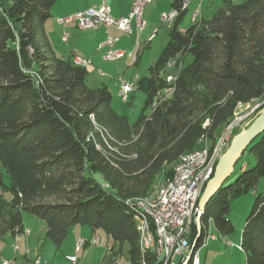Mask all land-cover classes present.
<instances>
[{
    "label": "trees",
    "instance_id": "16d2710c",
    "mask_svg": "<svg viewBox=\"0 0 264 264\" xmlns=\"http://www.w3.org/2000/svg\"><path fill=\"white\" fill-rule=\"evenodd\" d=\"M55 3L0 0V239L24 232L27 211L46 222L58 247L71 227L87 225L128 242L130 264H184L141 248L136 201L203 141L213 148L240 104L264 99V0H226L185 30V0H172L169 40L151 77L137 83L146 106L155 104L133 124L114 109L108 86H89L88 65L57 54L45 28ZM189 55L169 82L168 69ZM248 150L255 164L209 201L200 235L193 225V253L211 223L223 237L233 231L231 202L264 177V132ZM240 246L247 264H264V193L256 194Z\"/></svg>",
    "mask_w": 264,
    "mask_h": 264
},
{
    "label": "rangeland",
    "instance_id": "374dc122",
    "mask_svg": "<svg viewBox=\"0 0 264 264\" xmlns=\"http://www.w3.org/2000/svg\"><path fill=\"white\" fill-rule=\"evenodd\" d=\"M233 1L235 3H241L244 0ZM225 3L226 0H209V2H206L203 6L206 19L213 17L216 11ZM61 4L62 2L59 0L55 8H58L61 6ZM162 10L164 11L162 12ZM192 10L193 7L186 14L184 20L180 24V27L186 29L189 27V25H191L190 16ZM169 12L170 7L168 0H154L149 7L146 9L144 8L143 13L145 19L143 20H146L148 24L145 32L141 35L144 30L143 29L139 36H134L133 40L129 44L130 51H128V53H132V58L129 56V54H127L125 56L126 58L123 57L125 59L120 58L122 60L110 61L107 59H102L100 55H96L93 65L86 64L88 65L86 67L90 72L88 77L89 86H108L113 96L112 105L114 109L119 114L125 115L132 124L138 120L143 111L146 114H150L155 104L153 103V105L146 106L147 95L140 87V84L134 83V78L138 76L139 79L146 80L151 77V69L155 65L163 48L169 40V29L174 22H166L162 20V15L169 14ZM64 16L66 15L58 16L57 21L67 25L65 22L59 21V18ZM72 35L73 37H78L76 32ZM150 40L152 41L150 42ZM57 41H59L61 44H64L61 40ZM146 44L149 45H147L148 47L142 53V50ZM138 51L140 52L137 56ZM134 57L135 61L133 59ZM191 60L192 56H187L184 62L176 65V68H169L168 75L177 74L178 71L184 65H188ZM101 71L105 72V74H102ZM120 77L126 80V84L128 86L133 85L132 91H130L128 94V101H124L120 94L122 88V80ZM166 94L169 96L170 92L168 91ZM263 107L264 99L239 105L234 120L227 127H225L215 146L212 148L209 144L212 152L210 153L211 158L214 156L216 157L215 166L222 153L228 148L225 141H222L226 133H228V136H231L232 139L236 132L239 129L241 130L242 127H244V125ZM231 124H233V126L230 127ZM206 141L208 140L203 141V145L206 143ZM255 162V156L250 153L249 150H247L235 167V176H232V181H234L237 175L240 173L242 166L245 167L248 165L251 167L255 164ZM165 179L166 178L163 172H161L155 181L154 191L148 197L155 195L157 185L163 183ZM5 181L9 185L8 177H5ZM4 193L8 199L12 197L11 191L4 190ZM258 193H264V177L259 180L255 189L249 190L231 202L228 217L231 219L234 229L227 236L223 237L217 231L213 223H211V229L217 235V239L209 240L208 244L201 248V264H247L245 252L240 246L242 239V229L254 205L256 194ZM23 216H27L26 218L28 225L36 232L37 237L35 239L37 241L39 238L42 240V244H40V246H42L40 257L43 264H103L104 261V264L131 263L129 243L126 242L120 246L103 229H99L97 234H93L92 232L89 234L85 232L80 234L81 228L87 225H78L79 227L77 229L71 227L72 229L70 228L71 230L68 234V237L63 242L62 247L58 249L57 245L46 236V232H44V229L42 228V225L46 224L43 219L34 217L35 215H32L27 211L23 212ZM98 236L99 241L97 240ZM82 237L85 238L84 244H82L83 246L81 245L80 248L77 249L76 247L78 244V239L81 240ZM86 242H88V245H86ZM109 254L112 255L109 256ZM177 258L178 257H176V259ZM34 260L36 261V259Z\"/></svg>",
    "mask_w": 264,
    "mask_h": 264
},
{
    "label": "crops",
    "instance_id": "0c3cea01",
    "mask_svg": "<svg viewBox=\"0 0 264 264\" xmlns=\"http://www.w3.org/2000/svg\"><path fill=\"white\" fill-rule=\"evenodd\" d=\"M58 1L59 0H56V3L52 8V16L46 21L45 28H46V32L53 46L55 47L57 51V54L60 57L67 59L71 56L72 57L76 56V57H80L84 59H90L91 62L89 63V65H93L94 59H96V55H100L102 59H105L104 54L106 52V47H100L99 45L109 35L112 37H118V41L115 44L116 48L124 49L125 56L129 54V56L132 58V53H128V51H130L129 44L133 40L134 36H137V35L139 36V34L142 32V31L141 32L139 31L136 21H132V27H133L132 34L125 33L122 30L118 29L116 26H110L108 30L105 27H100L98 29H81L77 25L75 20L66 23L67 25H64L57 21L58 16L74 14L78 10H82L89 6L100 4L101 0H61L62 2L61 6H59L58 8H55ZM133 1L134 0H107V3L110 7L112 15L116 17H120V16L128 15V13L131 10ZM153 1L154 0H152L149 4H147L145 9L149 7L153 3ZM168 1H169V7L171 10L172 0H168ZM185 2H187L186 14L193 7V10L190 16L191 24L194 23V13L197 10H199L200 14L198 15L196 21L206 19L205 12L203 11V6L206 2H209V0H199V2L198 0H185ZM163 11L164 10H162V12ZM143 19H145L144 13H143ZM145 23H146V26L143 32L141 33V35L146 30V27L148 24L146 20H145ZM180 28L182 30H185L182 27ZM75 32L78 34V37H73L72 34H74ZM141 35H140V39H141ZM57 40H61L64 44H61ZM151 41L152 40H150V42ZM147 45L149 44H146L144 46L142 53L148 47ZM125 58L122 57V59H125ZM122 59H118V60H122ZM101 73L105 74V72H102V71ZM121 78L122 77H120V79ZM26 217L27 216H24V226H25V229L30 230V234H26L25 232L17 233V234L7 233L0 239V264H4V260H8L9 261L8 264H34L35 262L34 259L36 260L41 259L40 254H41L42 246H40V244H42V240L40 238L38 241L35 239L37 237V234L28 225ZM78 225H75L72 228L77 229L79 227ZM42 228L44 229V232L47 231L46 224H43ZM71 229H69V232ZM98 231L99 229L94 231L88 226H83V228H81L80 234L83 232L88 233V234L91 232L93 234H97ZM84 239L85 238L82 237L81 240H84ZM79 241L80 240L78 239V242ZM16 245H18L17 248H16ZM62 245L60 247L57 246L58 249H60ZM86 245H88V242H86ZM110 255L112 254H109V256ZM41 264H43L42 259H41Z\"/></svg>",
    "mask_w": 264,
    "mask_h": 264
},
{
    "label": "bare ground",
    "instance_id": "6f19581e",
    "mask_svg": "<svg viewBox=\"0 0 264 264\" xmlns=\"http://www.w3.org/2000/svg\"><path fill=\"white\" fill-rule=\"evenodd\" d=\"M150 2L151 0H144L141 3V12L139 18L127 17V24L129 25L130 34H132L133 31L132 21H136L137 27L140 32L143 30L146 24L145 21L143 20V11L144 8L147 6V4H149ZM184 6L185 8L187 7V2L184 3ZM197 16L198 14H196V19ZM139 52L140 51H138L137 56ZM124 56H125V51L123 52V54L120 55V58ZM75 63L78 65H83V64L86 65L89 64L90 62L78 61ZM166 79L169 82H172L173 75H167ZM132 89H133V85L128 86L126 84V87H124V97H128V94L130 91H132ZM202 151L204 152L202 158L198 160H190L193 159L196 156V154L202 153ZM210 153H212L211 147L209 146V143L206 142L203 148L185 154L182 157L181 161L174 167L173 175L171 177H167L163 183L157 185L156 193L154 196L138 199L136 201V205L139 210V213L137 214V221H138L137 227L140 236V245L143 250H153L157 252L158 256L164 258L166 262L174 261L176 259L177 256L174 253H171L172 251L171 234L167 232L165 229V225L163 223V217L161 214H159V212H153V211L161 210L167 202H170L171 197L176 196V192H180L182 186L187 184V181L191 174H193V177L195 178H204V176H213L215 170L216 157L214 156L211 158ZM176 172H178V174H176ZM199 200L200 197H190V200L188 202V210L197 211ZM197 216L198 215H192L190 217V237L192 236L193 225L195 223L197 225ZM197 228H198V235H200L201 228H199L198 226ZM24 232L26 234H29L30 230L25 229ZM210 236L214 240L217 239V235L211 229V224L206 229V236L204 238L203 243L197 248L195 253H192L190 257V259H192L191 264H197L199 259H201L200 250L203 246H206L208 244ZM82 244H84V240H80L78 242L77 249H79ZM16 247H18V245H16ZM194 247L195 244L194 246H192V244L190 245V247L188 248V252L185 255L184 262L188 258L189 253L194 250ZM34 264H41V259H37L34 262Z\"/></svg>",
    "mask_w": 264,
    "mask_h": 264
},
{
    "label": "built area",
    "instance_id": "2783aa9c",
    "mask_svg": "<svg viewBox=\"0 0 264 264\" xmlns=\"http://www.w3.org/2000/svg\"><path fill=\"white\" fill-rule=\"evenodd\" d=\"M144 0H134L131 6V10L126 16L116 17L112 15L107 0H101L100 4L89 6L82 10H78L74 14L66 15L59 18L60 22H71L76 21L77 25L81 29H98L100 27L110 28V26H116L118 29L125 33L130 34L129 25L127 24V17H140L141 3ZM196 14H200L199 10L194 13V22H196ZM176 18V10H170L169 14L162 15V20L166 22H172ZM144 29V28H143ZM118 41V37L107 36V38L100 43V47H106L104 58L110 61L120 59V55L123 54L124 49L116 48L115 44ZM135 61V58H133ZM73 61H87L91 62L90 59H84L80 57H73ZM172 67V63L171 66ZM175 76L173 74V81L175 82ZM122 88L120 94L124 101H128L129 97H124V87H126V81L122 79ZM139 77L134 78V83H138ZM222 141H225L226 146H229L231 136L226 133ZM204 152L196 154L193 159L198 160L202 158ZM188 160V161H190ZM178 174V172H176ZM212 176H204V178H195L193 174L190 175L187 184L182 186L180 192H176V196H172L170 202H167L165 206L158 211L163 217V223L167 232L171 234L172 239V251L182 261L185 259V255L188 252V248L192 244L190 237V217L192 215L199 214V206L197 211L188 210V202L190 197H201L207 182ZM213 239L211 236L209 240ZM98 240V237H97ZM17 248V247H16ZM8 260H4V264H8ZM201 264V259L197 262Z\"/></svg>",
    "mask_w": 264,
    "mask_h": 264
},
{
    "label": "water",
    "instance_id": "95a60500",
    "mask_svg": "<svg viewBox=\"0 0 264 264\" xmlns=\"http://www.w3.org/2000/svg\"><path fill=\"white\" fill-rule=\"evenodd\" d=\"M233 124L230 125V127ZM264 132V107L250 119L230 141L228 148L220 156L212 178L199 200L200 213L197 216V226L201 228V218L209 201L219 189L233 176L235 167L243 154L249 149L250 144ZM193 251L189 253L184 264H189Z\"/></svg>",
    "mask_w": 264,
    "mask_h": 264
}]
</instances>
